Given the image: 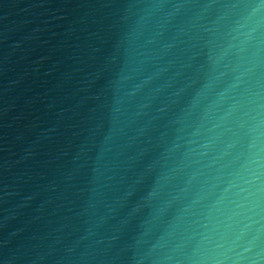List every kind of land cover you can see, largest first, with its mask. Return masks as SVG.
I'll return each mask as SVG.
<instances>
[{"label":"water","instance_id":"1","mask_svg":"<svg viewBox=\"0 0 264 264\" xmlns=\"http://www.w3.org/2000/svg\"><path fill=\"white\" fill-rule=\"evenodd\" d=\"M0 264H264V0H0Z\"/></svg>","mask_w":264,"mask_h":264}]
</instances>
